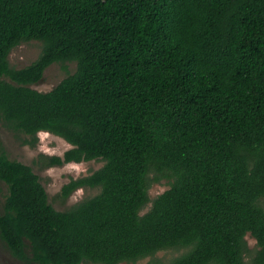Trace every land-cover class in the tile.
I'll return each instance as SVG.
<instances>
[{
  "label": "trees",
  "instance_id": "16d2710c",
  "mask_svg": "<svg viewBox=\"0 0 264 264\" xmlns=\"http://www.w3.org/2000/svg\"><path fill=\"white\" fill-rule=\"evenodd\" d=\"M33 40L37 60L13 67ZM55 63L77 68L32 88ZM0 119L72 146L48 167L105 162L60 197L98 194L60 211L0 145V236L21 262L264 264V0H0ZM153 173L171 181L155 199Z\"/></svg>",
  "mask_w": 264,
  "mask_h": 264
},
{
  "label": "rangeland",
  "instance_id": "374dc122",
  "mask_svg": "<svg viewBox=\"0 0 264 264\" xmlns=\"http://www.w3.org/2000/svg\"><path fill=\"white\" fill-rule=\"evenodd\" d=\"M41 51L42 43L40 41L33 40L27 43L25 42L13 49L9 56V60L13 67L21 69L36 61ZM76 68V63L52 64L46 69L43 79L40 82L31 85V87L41 92H48L68 77L69 74L74 73ZM25 138V135H17L6 128L0 119L1 147L5 149L10 159L23 162L34 168V171L40 176L41 182L48 192L50 203L55 209L60 211L67 210L76 203L98 194L99 189L88 187L75 191L67 200H63L60 197L63 186L69 183L71 179H78L80 177L91 175L104 166V161L91 160L80 163L72 162L63 166L48 167L46 164L47 160H44L45 157H41L42 155L62 156L67 150L71 149L72 146L63 138L49 132H40L38 134L39 141L35 147L25 144ZM157 175L160 176V174L153 173L151 174V178H155ZM160 177L161 179L159 182H153L152 184L150 189L151 199H155L158 195L170 188V179L165 176ZM7 194V185L0 181V211H2ZM150 208L151 205H149L145 211ZM246 239L248 240L252 253H254L258 248L257 241L250 234L247 235ZM181 252H183V250L168 249L158 252L156 257L163 260L164 263H168L171 259L180 255ZM150 259L151 258H148L137 263L124 262L121 264H147ZM0 264H26L13 257L1 236Z\"/></svg>",
  "mask_w": 264,
  "mask_h": 264
}]
</instances>
